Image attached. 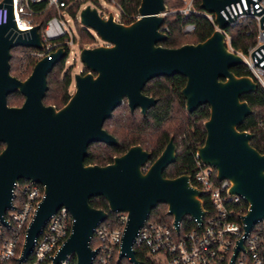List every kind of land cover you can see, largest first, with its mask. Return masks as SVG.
Listing matches in <instances>:
<instances>
[{"label": "water", "instance_id": "1", "mask_svg": "<svg viewBox=\"0 0 264 264\" xmlns=\"http://www.w3.org/2000/svg\"><path fill=\"white\" fill-rule=\"evenodd\" d=\"M237 1L200 0L199 8L214 15L218 28L198 43L176 48L159 44L168 38L162 27L165 0H140L137 18L127 24L116 21L112 13L104 18L94 6L82 7L79 23L93 30L103 43L81 48L79 61L87 71L73 75L74 91L59 108L46 105L43 98L48 89L47 75L68 56L66 47L38 59L23 80L11 76L13 47L44 48L40 25L19 29L12 0L0 2L9 15L0 25V143L5 144L0 152V222L7 225L4 214L13 208L19 179L43 185V196L26 229L20 261L31 253L35 238L61 207L73 220L69 237L51 264H59L70 253L75 255V264H91L97 253L90 247L93 229L108 218V213L128 215L118 260L128 257L132 264H138L132 249L138 230L158 204L167 206L166 214L172 216L177 232L188 215L201 222L205 214L203 192L191 184L188 174L163 175L176 159L173 136L152 162L151 153L139 144L101 166L84 162L91 143L118 145L103 128L117 106L126 101L130 113L139 108L146 116L157 103L156 98L142 92L154 77L186 78L180 95L188 113L202 104L209 106V117L203 121L205 138L196 156L215 168L218 180L230 181L229 194L242 196L248 204L242 216L246 234L264 218V152L250 144L253 133L239 129L253 113L241 96L252 94L258 87L250 76L234 75L230 70L241 65L242 59L227 49L221 31L231 22L222 11ZM14 92L23 95L24 101L9 106L6 98ZM91 197L105 199L108 211L93 207ZM238 246L242 247L241 242Z\"/></svg>", "mask_w": 264, "mask_h": 264}, {"label": "built area", "instance_id": "2", "mask_svg": "<svg viewBox=\"0 0 264 264\" xmlns=\"http://www.w3.org/2000/svg\"><path fill=\"white\" fill-rule=\"evenodd\" d=\"M106 1L115 5L120 12L119 18L113 15L116 21L123 23V19L129 18L117 0ZM42 2V9L33 8V4ZM67 6L65 0H12L13 15L19 29L29 30L34 25H40L44 49L32 48L28 52L29 56L40 59L58 47H66L69 54V30L64 18ZM50 8L56 14L48 17L43 25L37 22L35 18ZM224 9L226 13L222 11L223 15L231 19L229 27L221 30L224 43L230 52L242 59L241 66L245 75L250 76L257 87L264 91V0H239ZM96 10L99 11L98 8ZM167 14L181 17V31L187 35L196 30L195 24L188 21L191 16H204L214 30L218 28L214 23V15L196 8L195 0H184L182 7L167 9ZM107 15L102 16L107 18ZM8 16L7 8L0 5V25L7 22ZM241 23L246 25L244 36L252 38V43L244 50L233 47L227 32L229 28ZM163 32L167 34L168 27H163ZM256 126L264 130V119L257 121ZM194 162L193 170L187 174L191 184L203 192L201 200L205 214L201 222L188 215L191 224L180 231L181 222L177 232L172 221L168 223L148 218L139 228L132 245L138 264H264V218L257 221L246 234L242 216L248 204L243 197L229 194L230 181L218 180L215 168L202 163L196 153ZM15 185L13 208L4 214L7 225L0 222V264H51L58 248L69 237L73 219L65 207L58 209L35 238L31 253L20 261L26 229L43 196V185L23 179H19ZM112 214L110 221L107 218L93 229L90 247L96 249L97 253L91 264H132L128 257L118 260L128 215L126 212ZM240 242L242 247L239 249ZM75 263V255L70 253L59 264Z\"/></svg>", "mask_w": 264, "mask_h": 264}, {"label": "trees", "instance_id": "3", "mask_svg": "<svg viewBox=\"0 0 264 264\" xmlns=\"http://www.w3.org/2000/svg\"><path fill=\"white\" fill-rule=\"evenodd\" d=\"M67 4L66 11L71 16H75V12L80 4L79 0H65ZM95 4L98 0H93ZM124 11L129 15L128 19H123V23H130L137 18V7L140 0H117ZM200 0H195V7L199 8ZM167 9L180 8L183 5L181 0H165ZM34 9L40 10L44 7V3L32 5ZM47 9L46 12L38 15L35 19L42 25L46 19L54 14ZM188 21H192L196 30L194 33L187 35L182 33V19L176 14H167L162 27H168V38L159 44L167 47H180L183 43H198L209 37L214 31V27L210 21L204 16H191ZM246 25L241 23L227 30L233 47L245 49L252 43V38L244 36ZM88 39L93 40L92 35L87 34ZM32 49V48H30ZM30 49L23 47H13L11 50V74L17 78H26L33 68V64L38 60L33 56H29ZM66 59V58H65ZM64 60L56 63L52 70L48 73L46 82L48 85L47 92L43 98L46 105L53 104L56 108L63 106L69 99L68 91L71 85V78L68 72H65L61 79L58 75L54 76L55 70L61 71L64 67ZM235 75H245L243 66L238 65L230 69ZM186 78L180 75L171 77H154L144 86L142 92L147 96L157 98V103L146 112L143 116L139 109H134L133 113L129 112L126 101L117 106L112 112L113 116L105 120L103 128L111 133L118 141L117 146H109L103 142L91 143L88 148V155L84 162L89 164L104 165L110 163L113 157L126 152L130 146L139 144L146 151L151 153V159L154 160L165 148L169 137L173 136V143L176 146V159L163 172L167 178L175 177L183 173H189L194 167V154L197 147L201 146L205 138V128L203 121L209 117V106L202 104L192 113H188L184 107V100L180 95V90L184 87ZM245 100L253 113L245 118L244 122L239 125L240 130L250 131L254 137L250 140V144L259 152H264V130L256 126L257 121L264 119V91L258 87L252 94H244L241 96ZM8 105H20L24 100L23 96L14 92L7 96ZM21 181V179H20ZM90 204L99 209L108 211L107 201L101 197H91ZM167 206L158 204L150 212V219H160L171 223L172 216L166 214ZM113 217L112 213H108V221ZM191 224L190 218H184L180 231L188 228ZM140 260L139 255H136Z\"/></svg>", "mask_w": 264, "mask_h": 264}, {"label": "rangeland", "instance_id": "4", "mask_svg": "<svg viewBox=\"0 0 264 264\" xmlns=\"http://www.w3.org/2000/svg\"><path fill=\"white\" fill-rule=\"evenodd\" d=\"M80 4L78 6L77 11L75 12V16H71L69 13L64 14V18L67 22L70 38V52L64 61V67L61 71L55 70L54 76L58 75V79H61L65 72L70 74L71 85L68 88V91L72 93L74 91V82L73 75L76 73H84L87 71L84 64L79 61V52L83 47H96L98 44H102L103 42L96 36L95 32L91 29H86L79 23V11L82 7L86 5L94 6L96 9L98 8V12H100L103 16L108 13L115 14L117 18H119L120 12L117 7L112 3L106 0H98V3L95 4L93 0H79ZM182 2L184 0H181ZM72 4V1L68 3V6ZM66 11V9H65ZM67 12V11H66ZM51 14H56V11L51 10ZM87 34L92 35L93 40L88 39ZM185 218H188L186 216Z\"/></svg>", "mask_w": 264, "mask_h": 264}, {"label": "flooded vegetation", "instance_id": "5", "mask_svg": "<svg viewBox=\"0 0 264 264\" xmlns=\"http://www.w3.org/2000/svg\"><path fill=\"white\" fill-rule=\"evenodd\" d=\"M9 64H10V61H9ZM10 74H11V68H10ZM11 76H13V75L11 74ZM14 76H15V75H14ZM14 76H13V77H14ZM15 77H16V76H15ZM16 78H17V77H16ZM18 79H20V78H18ZM20 80H23V79H20ZM74 83H75V82H74ZM17 93H19V92H17ZM19 94H20V93H19ZM20 95H21V94H20ZM8 96H9V95H8ZM22 96H23V95H22ZM154 98H155V97H154ZM6 99H7V98H6ZM156 99H157V98H156ZM23 101H24V100H23ZM23 101H22V102H23ZM22 102H21V103H22ZM7 103H8V102H7ZM21 103H20V104H21ZM15 105H17V104H15ZM15 105H9V106H15ZM135 109H136V108H135ZM138 109H139V108H138ZM4 147H5V144H4V143H0V152H1V150H2Z\"/></svg>", "mask_w": 264, "mask_h": 264}]
</instances>
